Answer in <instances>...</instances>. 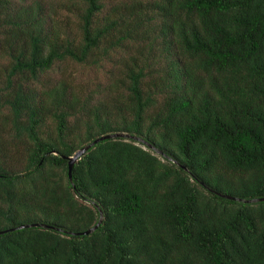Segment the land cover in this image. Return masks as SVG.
Listing matches in <instances>:
<instances>
[{
	"label": "trees",
	"instance_id": "16d2710c",
	"mask_svg": "<svg viewBox=\"0 0 264 264\" xmlns=\"http://www.w3.org/2000/svg\"><path fill=\"white\" fill-rule=\"evenodd\" d=\"M0 57V231L50 226L0 264H264V0H0Z\"/></svg>",
	"mask_w": 264,
	"mask_h": 264
},
{
	"label": "water",
	"instance_id": "95a60500",
	"mask_svg": "<svg viewBox=\"0 0 264 264\" xmlns=\"http://www.w3.org/2000/svg\"><path fill=\"white\" fill-rule=\"evenodd\" d=\"M116 138H128V139H134V140H137V141L140 140L139 138L130 136V135L125 134V133H111V134L102 135V136L94 139L92 142L80 147L74 153L73 156L68 157V176H69V180H71V170H72V167H73L74 163L77 162L83 155H85L86 152L91 147H93L94 145H96L100 141H103V140H106V139H116ZM222 196L225 197V198H228V199L242 201V199H239V198L230 197V196H227V195H222ZM255 201H256V199H252V200H248L247 202H255ZM101 221H102V213H100L99 220H98L97 224L94 227H92V228H90V229H88V230H86V231H84L82 233H77V234L78 235H89V234H91L101 224ZM29 227L50 228V226H48L46 224H42V223L22 224V225L16 226V227L11 228V229L0 231V235L3 234V233H6L8 231H15V230L29 228Z\"/></svg>",
	"mask_w": 264,
	"mask_h": 264
},
{
	"label": "rangeland",
	"instance_id": "374dc122",
	"mask_svg": "<svg viewBox=\"0 0 264 264\" xmlns=\"http://www.w3.org/2000/svg\"><path fill=\"white\" fill-rule=\"evenodd\" d=\"M71 26L74 29L75 23L71 22ZM5 63H6V60L4 58L0 57V82H1V80H3L2 67ZM101 70L102 69H100V68L88 67V66H84V65H77V64H74L71 62H66L61 66L60 70H58V68L55 69V72H53V76L54 77H58V76L69 77L76 84L78 83L79 85H81V83L85 82V81H88V82L102 81L103 80V73ZM4 138H5L4 140H6V141L9 140V136L5 135ZM21 150H20V152H21ZM11 154H12V156L15 155L14 152H12Z\"/></svg>",
	"mask_w": 264,
	"mask_h": 264
}]
</instances>
